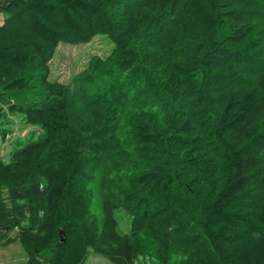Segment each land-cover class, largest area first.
Returning a JSON list of instances; mask_svg holds the SVG:
<instances>
[{"label":"trees","instance_id":"trees-1","mask_svg":"<svg viewBox=\"0 0 264 264\" xmlns=\"http://www.w3.org/2000/svg\"><path fill=\"white\" fill-rule=\"evenodd\" d=\"M1 13L0 134L19 115L36 130L0 157V247L19 242L27 264H264V0H0ZM98 36L110 56L50 80L60 44Z\"/></svg>","mask_w":264,"mask_h":264},{"label":"rangeland","instance_id":"rangeland-1","mask_svg":"<svg viewBox=\"0 0 264 264\" xmlns=\"http://www.w3.org/2000/svg\"><path fill=\"white\" fill-rule=\"evenodd\" d=\"M7 17L8 16L5 13L0 14V25L4 23ZM113 49L114 44L106 36H98L91 43L78 46L62 43L57 48L54 58L50 63V80L63 84H71L76 75L87 69L93 57L97 56L104 59L110 56ZM16 125L17 127L15 129L14 135L8 138L7 141L4 142L0 134V157H2L4 160H9L11 154L16 149L27 144L29 137H31L32 133L36 130H34L32 127L24 125L22 115L17 117ZM38 137L39 136H37L35 140H38ZM18 138H20L22 144L15 143ZM98 213H100V211H98ZM117 218L119 220V230L122 233H127L130 229V217L123 210H121L117 213ZM0 259L2 258L0 257ZM177 260L178 257L174 258L172 263L175 264ZM83 264L113 263L110 260L91 252L87 261ZM144 264L159 263L150 257Z\"/></svg>","mask_w":264,"mask_h":264},{"label":"crops","instance_id":"crops-1","mask_svg":"<svg viewBox=\"0 0 264 264\" xmlns=\"http://www.w3.org/2000/svg\"><path fill=\"white\" fill-rule=\"evenodd\" d=\"M0 257L2 258L0 259V264L28 263V254L19 242H16L8 247H0Z\"/></svg>","mask_w":264,"mask_h":264}]
</instances>
